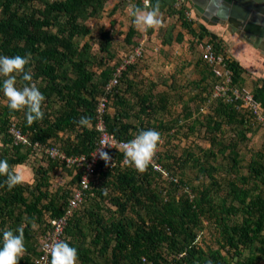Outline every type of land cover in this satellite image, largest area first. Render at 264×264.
Here are the masks:
<instances>
[{
    "label": "trees",
    "instance_id": "trees-1",
    "mask_svg": "<svg viewBox=\"0 0 264 264\" xmlns=\"http://www.w3.org/2000/svg\"><path fill=\"white\" fill-rule=\"evenodd\" d=\"M41 1L46 3L43 10L36 9L27 14L25 10L31 0H0V54L27 56L29 62L25 69L36 65L34 77L48 80V84L40 88L45 94L42 118L29 123L26 107L23 108L21 123L13 121V116L18 112L9 106L0 112V158H7L15 169L26 165L29 160L40 161V166L32 171L34 180L31 184L22 182L9 189L5 183L6 176L0 175V236L6 227L15 229L21 224L24 227L26 247L18 264H36L43 238L51 230V220L64 215L72 187L78 183L81 175V172L75 174L74 170L58 160L33 158L35 152L31 145L50 142L67 155L89 156L100 137L95 127L97 100L124 61L121 59V63L108 66L106 56L100 60L93 56L89 43L76 46V39L90 34L86 22L100 18L107 0ZM157 2L160 12L169 10L175 13L172 8L174 0H150L149 8ZM136 6L145 7L141 0H135L132 16ZM179 13L183 18L184 13ZM183 26L199 40L209 37L216 51L228 58L234 84L242 88L243 68L226 56L219 38L201 25L198 34L186 19ZM54 27H57L55 32ZM136 32L134 25H131L127 43H133ZM101 35L104 41L102 51L111 59L114 55L111 53L110 32L102 31ZM182 38L179 35L178 41H182ZM135 64L126 66L119 85L110 96L106 115L108 130L117 139L131 140L141 129L155 128L161 133L159 150L167 136L174 138L179 134L182 121L167 122L159 117L169 113L170 98L166 93L154 95L137 89V85L128 79ZM197 66L202 69V78L197 85L210 83L202 88L199 97L202 102L199 114L202 118L196 119L200 125L203 121L207 124L211 135L210 148L207 151L200 148L202 156H196L192 149H186L184 155L173 162H170L173 157L164 156L158 151L157 162L169 172L168 178L156 172L151 164L141 170L130 161L124 163V152L113 151L115 165L110 167L109 162L99 164L85 202L69 220L64 231L63 239L78 249L77 260L80 264L95 263L92 250L86 247L89 237L86 229H90L93 235L90 244L95 249L101 246L100 254H107L112 247L109 264H207L209 260L212 264H264V146L246 164L247 174L239 175L242 168L239 145L247 141L251 117L254 116L248 110L220 100L212 101L207 113H201V107L212 95L216 78L202 59ZM69 72L73 73V77ZM22 76L23 73L20 80L24 85L28 81L23 80ZM3 79L0 78V81ZM124 82L127 86L124 93H131L139 103V110L134 115L129 109L120 110L130 106L120 90ZM252 93L264 110V80ZM52 97L62 103L57 114L44 110L45 103L51 102ZM112 103L116 108L114 114L110 112ZM53 115L56 117L52 120ZM81 116L89 117L88 124L79 123ZM132 116L136 117L137 124L130 122ZM192 117L191 111L184 116L185 119ZM12 123L30 139V146L14 144L8 130ZM225 125L231 127L234 137L223 138ZM194 126L190 129L193 130ZM66 131L74 132V138H69L67 144H61L56 138ZM218 156L228 157L233 162L230 166H221L232 177L226 180L223 195L220 194L221 184L214 177V172L220 166L207 161L208 158L216 160ZM58 167L72 175L70 188L62 194L60 190L52 192L49 189L51 173ZM189 168L205 174L211 181L210 185L191 187L190 182L184 180L185 171ZM233 173L236 175L232 176ZM161 178L170 187L165 190L158 187L156 180ZM181 189L183 194L177 197L175 192ZM106 201L111 207L102 206ZM86 214L88 223L84 221ZM208 223L218 231L217 248L201 246L200 235Z\"/></svg>",
    "mask_w": 264,
    "mask_h": 264
},
{
    "label": "rangeland",
    "instance_id": "rangeland-1",
    "mask_svg": "<svg viewBox=\"0 0 264 264\" xmlns=\"http://www.w3.org/2000/svg\"><path fill=\"white\" fill-rule=\"evenodd\" d=\"M134 2L135 0H107L100 18L90 19L86 22L90 29V34L86 37L76 39V46H82L85 42L89 43L93 56L98 60H100L102 56H106L108 59V66H115L116 64H119V62L121 63V59L124 60L132 55L137 48H142L143 55L136 60L135 67L133 71L130 72L128 79L137 85L135 87L140 89L143 93L152 92L154 95L166 93L170 98L168 108L169 113L163 114L159 117H163L167 122L177 119L182 121V125L179 127V134L174 138H168L167 136L164 139V143L159 147V152L164 154V156L173 157L170 159V162H173L175 159L184 155L186 149H192L196 156H202L203 153L201 149L207 151L210 148L209 138L211 135L206 128V122L203 121L202 125H200L199 122L196 123V119L198 117L202 118V115L199 114V107L202 103L199 97L202 88L206 86V84L208 87L210 83L197 85L202 78V69L200 68L201 66H197V62L201 60L202 45L206 42L211 43L210 39L207 36L205 39L199 40L198 37H194L184 28L183 22L186 19L185 11L186 9L190 10L191 8L189 7L190 5L187 0L181 5H176V2L174 1L172 8L175 10V13H172L169 10L162 11L160 12L161 23L159 25L147 26L143 29L137 28L133 21L131 11ZM45 4L46 3L41 0H31L30 5L26 7L25 13H32V11L36 9L43 10ZM179 12L184 13L183 18ZM186 21L188 23L191 22L192 27L196 32L198 34L200 33V24L195 18L186 19ZM131 25H134L137 32L133 37V43L129 44L126 41V38ZM56 28L57 27L53 28L54 32L56 31ZM207 30L212 34H216L221 41L224 52L227 54L226 56L231 60H234L230 51L231 40L228 41L229 35L227 33H214L210 31V29ZM102 31L110 32L112 40L111 53L114 55L111 59L109 55H106L107 53L102 51V46L104 45L101 35ZM179 35H182V41H178ZM234 48L235 46L232 47V49ZM35 67L36 65H31L28 69L32 73V82H35L40 88L41 86H46L48 84L46 78L34 77L36 71ZM250 68L253 71L243 69L242 89H244L245 92H253L257 87H255L256 83L258 85L261 81V79H259L261 73L257 71L255 72L253 67ZM21 74L22 73H17L18 87L24 86L20 80ZM69 74L73 77V73L71 74L69 72ZM0 78L3 79L5 77L0 76ZM28 83L31 82L28 81ZM126 87V83L124 82L121 84L120 90L123 97L128 99V104H130V106H124L120 110L129 109L132 115H134L139 110V103L135 97L130 95L131 93H124ZM203 96L204 95H202V97ZM50 100L51 102L45 103L44 110L49 113L52 112L53 114L59 113L62 103L53 97ZM9 104V98L4 94L3 90H0V112H2L5 107L9 106ZM110 106V112L111 114H114L116 111L114 103ZM13 110L18 112L17 115L13 116L15 119L13 121L18 123L23 122L24 109L18 108ZM188 111H191L193 115L191 119L184 118ZM55 117L56 115H53L51 119L53 120ZM130 122H135L137 124L136 117L132 116ZM192 126H194L193 130L190 129ZM223 128L225 132L223 138L227 137L230 139L235 136L234 131L230 126L225 125ZM249 128L250 129L247 132V141L240 143L239 145V152L241 155L240 164L242 167L239 171V175L247 174L246 164L249 163L251 156L264 146V125L251 117ZM71 137L74 138V132L66 131L63 134H60V137H57L56 140L61 144H67ZM208 160L210 164L220 166V169L214 172V177L220 182V194L223 195L225 194V188L227 187L226 180H229L232 177H230L221 166H230L233 162L228 157L224 156H218L216 160H214V158H208L207 161ZM39 164V160H29L26 163V167L30 174L26 173L29 175L25 177L23 184L26 185L33 182L34 175L32 171L38 168L40 166ZM177 172L179 173V169ZM185 172L184 180L190 182L191 187L210 185V179L205 174L202 175L198 169L189 168ZM233 175L236 174L233 173L232 176ZM71 176V173L63 168L61 169L58 167L54 169L50 176V191L56 192L60 190L61 194L64 193V191L70 188L69 184L71 183ZM156 183L158 184V187H161L162 189L170 187L162 178L156 180ZM175 193L176 196L179 197L183 194V191L181 189ZM90 204L91 203L88 205ZM102 206L104 208L111 207L108 201L104 202ZM78 212L79 211L76 213ZM85 217L84 221L85 223H88L89 218L87 217V214ZM86 233L89 236L87 238L86 247H89L93 252L95 259V263L93 264H109L112 247L108 249L107 254H100L99 249L101 246H98L97 249H95V247L90 244V240L93 236H91V230L89 229L88 231L86 229ZM216 238H219L218 231L214 226H211L208 223L200 235L201 246L204 248H217L218 244ZM75 240L78 242L77 239ZM77 264H80L78 260Z\"/></svg>",
    "mask_w": 264,
    "mask_h": 264
},
{
    "label": "built area",
    "instance_id": "built-area-1",
    "mask_svg": "<svg viewBox=\"0 0 264 264\" xmlns=\"http://www.w3.org/2000/svg\"><path fill=\"white\" fill-rule=\"evenodd\" d=\"M176 5L183 4L186 0H174ZM145 7H150V0H141ZM186 19H193L191 10L185 11ZM143 55V49L137 48L135 52L124 59L121 66L117 69L114 77L104 88V94L97 100L96 110V130L100 133L98 142L93 152L87 155H67L59 147L48 143L35 142L31 145L30 139L15 123L9 127L15 145H31L35 152L33 158H50L58 160L60 164L65 165L75 171V174L81 172L78 183L72 187V195L68 199L65 207V213L59 218L51 220V230L45 235L41 243V253L36 260V264H51V249L50 245L55 240L63 239L65 228L69 220L74 216L75 212L80 209L87 198V192L91 189L92 183L96 179L97 170L101 162H109L110 167L116 163L113 151H122L125 154V143L129 140H120L112 136L108 130L106 115L109 112L110 96L114 89L119 85L122 72L126 70V66L136 62ZM201 59L207 63L214 73L216 83L212 91L210 99L200 109L201 113H207L210 103L214 100H220L225 103L235 104L237 108L248 110L255 120L264 125V110L258 103L252 92H245L244 89L234 84L233 71L227 64L228 58L219 54L215 46L209 42L202 45ZM135 137V136H134ZM133 137V138H134ZM132 138V139H133ZM100 148L109 153V159H105L100 154ZM149 163L153 166L156 172L163 174L164 178L169 177V172L157 162V153ZM112 153V154H111ZM129 159L124 157L123 162L129 163ZM189 191L188 188H186ZM190 192V191H189ZM48 246V247H46Z\"/></svg>",
    "mask_w": 264,
    "mask_h": 264
},
{
    "label": "clouds",
    "instance_id": "clouds-1",
    "mask_svg": "<svg viewBox=\"0 0 264 264\" xmlns=\"http://www.w3.org/2000/svg\"><path fill=\"white\" fill-rule=\"evenodd\" d=\"M134 23L139 29L147 26H155L161 23L159 2L155 6L139 7L133 11ZM29 60L24 55L0 54V76L5 77L0 81V88L9 98L11 109L27 108V120L42 118L44 112L42 104L45 101V94L40 87L32 82V73L25 69ZM17 73H23L22 79L31 83H25L23 87L17 86ZM89 117L81 116L79 123L86 125ZM161 133L155 128L141 129L131 140L125 143V157L134 163L141 170L146 168L152 161L155 151L160 141ZM103 158L109 159V153L100 148ZM0 175H5L9 189L24 181L23 172L11 167L7 158H0ZM0 264H18L25 250V233L23 225L17 228H5L0 236ZM48 247V246H46ZM52 264H77L78 249L67 240H55L50 245ZM207 264H212L209 260Z\"/></svg>",
    "mask_w": 264,
    "mask_h": 264
},
{
    "label": "water",
    "instance_id": "water-1",
    "mask_svg": "<svg viewBox=\"0 0 264 264\" xmlns=\"http://www.w3.org/2000/svg\"><path fill=\"white\" fill-rule=\"evenodd\" d=\"M200 3L197 9L206 13V16L227 23L230 30L244 29L246 38H258L256 45L264 41V0H191ZM226 1L225 6L219 5ZM199 17L205 20V16ZM254 41V39H253Z\"/></svg>",
    "mask_w": 264,
    "mask_h": 264
},
{
    "label": "crops",
    "instance_id": "crops-1",
    "mask_svg": "<svg viewBox=\"0 0 264 264\" xmlns=\"http://www.w3.org/2000/svg\"><path fill=\"white\" fill-rule=\"evenodd\" d=\"M187 2L190 5L189 7H191L190 10L192 11L193 17L199 22L201 26L205 27L206 29H210V31L214 33H227L229 35L228 41L231 40L230 51L234 59L233 61L238 62L243 69H246L248 71H253L250 68L253 67L255 72L257 71L261 73V76L258 75L259 79H261V81L264 80V41H261L260 44L256 45L255 42L258 38L251 36L249 39H247L244 29L239 28L235 29L234 31H229V25L227 23H221V21L219 20L214 21L213 18L206 16V13H204L205 11H198L197 9L200 7V3L198 4L196 2H192L191 0H187ZM226 3V1H221L219 5L220 7L225 6ZM199 15L205 16L206 21L202 20ZM233 46H235L234 49H232ZM261 81L258 85L256 83L255 87L261 85ZM1 145L2 144L0 141V146ZM16 170L23 172V174H25V177L30 174L26 165L18 166Z\"/></svg>",
    "mask_w": 264,
    "mask_h": 264
},
{
    "label": "flooded vegetation",
    "instance_id": "flooded-vegetation-1",
    "mask_svg": "<svg viewBox=\"0 0 264 264\" xmlns=\"http://www.w3.org/2000/svg\"><path fill=\"white\" fill-rule=\"evenodd\" d=\"M228 29H229V31H231L229 27H228ZM234 30H235V29L233 28V30H232V31H234Z\"/></svg>",
    "mask_w": 264,
    "mask_h": 264
}]
</instances>
